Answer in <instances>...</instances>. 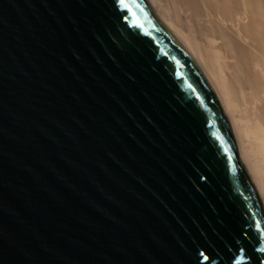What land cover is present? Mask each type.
<instances>
[{
    "label": "water",
    "instance_id": "water-1",
    "mask_svg": "<svg viewBox=\"0 0 264 264\" xmlns=\"http://www.w3.org/2000/svg\"><path fill=\"white\" fill-rule=\"evenodd\" d=\"M0 264H264L230 122L147 0H0Z\"/></svg>",
    "mask_w": 264,
    "mask_h": 264
},
{
    "label": "bare ground",
    "instance_id": "bare-ground-1",
    "mask_svg": "<svg viewBox=\"0 0 264 264\" xmlns=\"http://www.w3.org/2000/svg\"><path fill=\"white\" fill-rule=\"evenodd\" d=\"M216 94L264 207V0H147Z\"/></svg>",
    "mask_w": 264,
    "mask_h": 264
}]
</instances>
